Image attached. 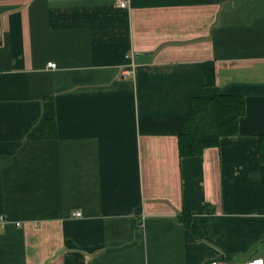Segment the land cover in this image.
Here are the masks:
<instances>
[{
    "label": "crops",
    "instance_id": "1",
    "mask_svg": "<svg viewBox=\"0 0 264 264\" xmlns=\"http://www.w3.org/2000/svg\"><path fill=\"white\" fill-rule=\"evenodd\" d=\"M126 1L0 0V264L264 258V0ZM215 94L238 133L182 157Z\"/></svg>",
    "mask_w": 264,
    "mask_h": 264
},
{
    "label": "trees",
    "instance_id": "2",
    "mask_svg": "<svg viewBox=\"0 0 264 264\" xmlns=\"http://www.w3.org/2000/svg\"><path fill=\"white\" fill-rule=\"evenodd\" d=\"M213 66L206 68V81H213ZM187 115V130L179 136L181 156L203 154L207 147L219 144L221 137L236 135L239 119L246 112L245 97L234 94H215L209 97L192 99ZM261 156L264 161V135L261 137ZM193 210L186 209L178 215L179 220L198 236L203 232L193 219Z\"/></svg>",
    "mask_w": 264,
    "mask_h": 264
},
{
    "label": "built area",
    "instance_id": "3",
    "mask_svg": "<svg viewBox=\"0 0 264 264\" xmlns=\"http://www.w3.org/2000/svg\"><path fill=\"white\" fill-rule=\"evenodd\" d=\"M128 4H127V1L126 0H122L121 2V6L122 7H126ZM57 66V63L56 62H53V61H50V63H48V67H56ZM126 70H124V73L126 75H131L132 73H134V70L132 69V67H128V68H125ZM76 215L78 216H81V212L80 211H76L75 212ZM5 221V217H3V215H0V222L4 223ZM212 264H217V261H215L214 263ZM243 264H264V258L263 257H258V258H254V259H251V260H247L245 261Z\"/></svg>",
    "mask_w": 264,
    "mask_h": 264
}]
</instances>
